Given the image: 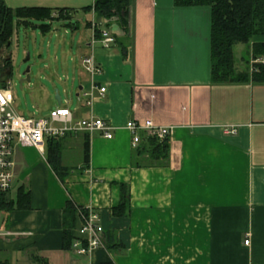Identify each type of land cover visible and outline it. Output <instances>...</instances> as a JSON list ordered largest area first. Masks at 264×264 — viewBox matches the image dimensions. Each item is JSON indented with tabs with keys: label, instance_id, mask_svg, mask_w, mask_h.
I'll return each mask as SVG.
<instances>
[{
	"label": "crops",
	"instance_id": "obj_1",
	"mask_svg": "<svg viewBox=\"0 0 264 264\" xmlns=\"http://www.w3.org/2000/svg\"><path fill=\"white\" fill-rule=\"evenodd\" d=\"M4 1L11 9H73L74 16L89 12L84 9L95 2ZM91 14L93 19L86 25L97 21ZM103 20L115 41L104 47L87 26L91 37L85 56L93 55L102 67L96 82L106 91L100 94L96 89L88 104L91 97L84 93L90 91L92 79L80 62V105L71 108L63 100L61 105L73 112L75 120L104 119L113 127V138L101 131L64 136L62 165L68 169L63 179L47 160L48 138L42 149L16 146L13 193L25 186L30 208L0 210V260L9 264H264V84L213 83L207 6L134 0L127 30L117 19H100V24ZM82 71L90 76L87 84ZM131 120H152L173 129L168 165L133 164V136L126 128ZM122 183L130 186L131 209L127 217H116L112 209L121 201ZM69 202L76 213L74 238L66 248ZM92 210L104 228V247L82 255L73 243L80 237L84 216ZM110 236L120 245L107 246Z\"/></svg>",
	"mask_w": 264,
	"mask_h": 264
},
{
	"label": "trees",
	"instance_id": "obj_2",
	"mask_svg": "<svg viewBox=\"0 0 264 264\" xmlns=\"http://www.w3.org/2000/svg\"><path fill=\"white\" fill-rule=\"evenodd\" d=\"M134 0H95L94 5L84 10L95 14L97 19H106L111 22L117 19L120 26L127 30L131 7ZM178 6H207L211 13V76L213 83L227 82H254L264 84V0H175ZM73 9H44V8H18L11 9L4 0H0V52L4 48L9 50L12 46L14 26L24 24L34 25V21H41L39 27L43 32L51 30V22L54 19L69 21L76 13ZM54 13L57 16H54ZM51 21L50 23H48ZM109 25V24H108ZM87 26H92L89 22ZM95 37L101 38L100 29L96 28ZM115 38V37H114ZM238 45L246 47L249 54L245 58L248 66L252 62L253 67L239 70L236 67L235 48ZM1 60V59H0ZM11 58L3 59L4 67H0V86L6 87L10 79L7 68H11ZM251 61V62H250ZM7 67V68H6ZM12 73V68H11ZM66 137V136H65ZM64 137H49L47 141V160L63 179V172L68 167L62 165V143ZM84 159L88 165L90 162V145L87 140L84 144ZM170 159L169 137L160 140L157 137L141 134V141L135 147L133 164L136 167L166 166ZM121 201L112 209L116 217H127L131 209L130 186L122 183ZM0 193V210L11 211L15 208H30V191L21 186L17 192ZM66 212V229L64 232V246L70 248L72 244V229L74 227L76 207L69 202ZM71 219V220H70ZM107 246H119L115 237H106ZM0 264H9L8 260H0ZM112 264V263H106Z\"/></svg>",
	"mask_w": 264,
	"mask_h": 264
},
{
	"label": "rangeland",
	"instance_id": "obj_3",
	"mask_svg": "<svg viewBox=\"0 0 264 264\" xmlns=\"http://www.w3.org/2000/svg\"><path fill=\"white\" fill-rule=\"evenodd\" d=\"M92 19L91 12L78 13L72 19L78 24L77 28L69 25V21L54 19L48 22H51L48 32H43L39 27L41 21H34V25L29 26L16 23L12 46L9 50H2L0 62L10 54V88L15 99L13 108L19 115L30 118L49 116L52 109L60 106L56 99L57 90L63 105L71 108L80 105L77 96L81 73L79 64L89 52L87 43L91 31L86 23ZM97 22L100 24L99 19ZM100 25L108 28L104 20ZM28 55L30 59L26 61ZM248 57L245 46H236V67L239 70L250 68L251 72L252 62L248 66L245 61ZM27 67H30L31 80L23 82L21 86L20 81L25 78L23 73ZM82 73L87 84L90 76L86 72Z\"/></svg>",
	"mask_w": 264,
	"mask_h": 264
},
{
	"label": "built area",
	"instance_id": "obj_4",
	"mask_svg": "<svg viewBox=\"0 0 264 264\" xmlns=\"http://www.w3.org/2000/svg\"><path fill=\"white\" fill-rule=\"evenodd\" d=\"M54 16H57V14L54 13ZM91 28L94 34L96 28L100 29L101 38L99 41H101L104 47H110L115 41L114 36L109 30L100 27L96 20L92 21ZM259 61L263 62L264 60L260 59ZM82 63L92 79L90 91L84 93L85 96L91 97L88 104H92L96 89L100 91V94H104L106 91V87H98L96 82V77L102 73V67L93 55L84 57ZM4 66V62L1 61L0 67ZM14 100L9 79L6 87L0 86V193L12 192L15 189L16 161L14 156L16 146L18 145L35 146L42 149L46 139L49 137L60 138L66 136L68 133L79 131L89 133L101 131L106 138H113V127L104 119L75 120L73 112L69 108L62 107L61 104L56 109L51 110L49 116L30 118L19 115L14 110ZM126 128L133 136L132 144L134 147L140 143L142 133L163 140L170 137L173 132L171 127L157 125L152 120H147L144 123L131 120L126 124ZM99 219V214L93 210L87 216H84L83 224L78 230L80 237L73 243V248L77 253L86 255L104 247L102 237L104 228L99 223ZM245 243L249 244V240H246Z\"/></svg>",
	"mask_w": 264,
	"mask_h": 264
},
{
	"label": "water",
	"instance_id": "obj_5",
	"mask_svg": "<svg viewBox=\"0 0 264 264\" xmlns=\"http://www.w3.org/2000/svg\"><path fill=\"white\" fill-rule=\"evenodd\" d=\"M1 53H2V50L0 52V55H1ZM10 58H11V56H10V54H8L6 56V59L9 60ZM29 59H30V55H28L26 61H28ZM7 72H8V75L10 76L11 75V68H7ZM23 75H25V78L20 81L21 86H22L23 82L31 80L30 67H27V69L24 71ZM56 92H57L56 99H57L58 103L61 104V100H62L61 95L58 93V90ZM77 96H78V94H77Z\"/></svg>",
	"mask_w": 264,
	"mask_h": 264
},
{
	"label": "flooded vegetation",
	"instance_id": "obj_6",
	"mask_svg": "<svg viewBox=\"0 0 264 264\" xmlns=\"http://www.w3.org/2000/svg\"><path fill=\"white\" fill-rule=\"evenodd\" d=\"M4 58H6V56H5ZM6 68H7V67H6Z\"/></svg>",
	"mask_w": 264,
	"mask_h": 264
}]
</instances>
